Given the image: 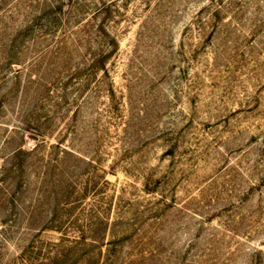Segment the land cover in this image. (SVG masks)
Listing matches in <instances>:
<instances>
[{
	"label": "rangeland",
	"instance_id": "374dc122",
	"mask_svg": "<svg viewBox=\"0 0 264 264\" xmlns=\"http://www.w3.org/2000/svg\"><path fill=\"white\" fill-rule=\"evenodd\" d=\"M0 264H264V0H0Z\"/></svg>",
	"mask_w": 264,
	"mask_h": 264
},
{
	"label": "trees",
	"instance_id": "16d2710c",
	"mask_svg": "<svg viewBox=\"0 0 264 264\" xmlns=\"http://www.w3.org/2000/svg\"><path fill=\"white\" fill-rule=\"evenodd\" d=\"M24 154V151L22 150H19L17 152H15V154H13V157H12V160H14V163H13V168L11 169H5V171L3 173H5V177L9 176V175H13V182L15 181H18L19 180V186H20V189L22 188V184H23V180H24V173H25V168L22 164V160L20 159L21 156H23ZM3 177V178H5ZM14 204V202H13ZM14 207H15V204H14Z\"/></svg>",
	"mask_w": 264,
	"mask_h": 264
}]
</instances>
